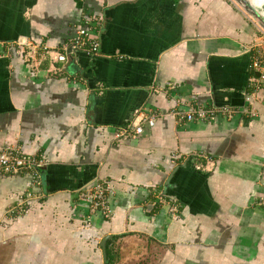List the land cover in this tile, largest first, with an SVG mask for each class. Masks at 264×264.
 Here are the masks:
<instances>
[{"label":"crops","instance_id":"1","mask_svg":"<svg viewBox=\"0 0 264 264\" xmlns=\"http://www.w3.org/2000/svg\"><path fill=\"white\" fill-rule=\"evenodd\" d=\"M81 27L95 55L66 50ZM261 28L231 0H0V147L43 159L0 170V264H264ZM197 105L239 112L172 113Z\"/></svg>","mask_w":264,"mask_h":264},{"label":"built area","instance_id":"2","mask_svg":"<svg viewBox=\"0 0 264 264\" xmlns=\"http://www.w3.org/2000/svg\"><path fill=\"white\" fill-rule=\"evenodd\" d=\"M66 50H82L90 55H95L98 48V42L96 38L90 33V29L87 27H81L75 30L73 35L67 39ZM62 48V51L65 49ZM69 47V49H67ZM254 49L250 57L249 69H251L253 75L248 79V86L251 88L250 93L244 95L246 103L256 101H264V29L258 30V41L253 44ZM17 50V51H16ZM13 53L20 55L23 53V42L17 43V49ZM65 50V51H66ZM56 56L57 61H63L65 59L64 52ZM63 53V54H62ZM21 56V55H20ZM167 87L173 88L169 83H164ZM178 103H182L178 100ZM180 105V104H179ZM178 105V106H179ZM239 112L236 109L230 107H213V106H201L189 107L183 112L178 109L173 110L172 113L180 115L185 121H212L216 115H223L229 117L234 113ZM243 112V109L241 110ZM171 113V114H172ZM148 127H152L155 121V115H149L147 118H142ZM139 122V121H138ZM142 131L140 122L135 123L134 120L125 124L120 129L113 131V139H127L135 138ZM43 162L42 158H36L34 156H27L18 151V149L11 148L9 146L0 147V170L4 173H16L19 171L29 170L32 167L40 166ZM80 201L84 202V206L88 210L99 212V214L107 218L109 216V209L106 203L104 187L99 184H91L78 193ZM260 204L264 203V197L259 200ZM85 224H88L87 219L84 220Z\"/></svg>","mask_w":264,"mask_h":264},{"label":"water","instance_id":"3","mask_svg":"<svg viewBox=\"0 0 264 264\" xmlns=\"http://www.w3.org/2000/svg\"><path fill=\"white\" fill-rule=\"evenodd\" d=\"M240 6L244 8V10L252 16L255 20L259 22L261 27L264 29V7L261 8L258 5L254 4L255 0H235ZM263 11V13H262ZM105 238L102 239L101 244L104 242Z\"/></svg>","mask_w":264,"mask_h":264},{"label":"rangeland","instance_id":"4","mask_svg":"<svg viewBox=\"0 0 264 264\" xmlns=\"http://www.w3.org/2000/svg\"><path fill=\"white\" fill-rule=\"evenodd\" d=\"M232 2H234V3H237L235 0H231ZM256 2H254V4H256V5H264V1L263 0H255ZM260 7V6H259ZM262 13H263V11H262Z\"/></svg>","mask_w":264,"mask_h":264},{"label":"flooded vegetation","instance_id":"5","mask_svg":"<svg viewBox=\"0 0 264 264\" xmlns=\"http://www.w3.org/2000/svg\"><path fill=\"white\" fill-rule=\"evenodd\" d=\"M249 1H250V0H249ZM263 1H264V0H263ZM250 3H251V1H250ZM260 6H261V8L264 7V5H260Z\"/></svg>","mask_w":264,"mask_h":264}]
</instances>
